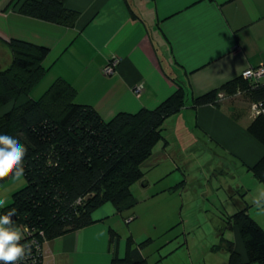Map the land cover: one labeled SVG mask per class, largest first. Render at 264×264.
Returning <instances> with one entry per match:
<instances>
[{
	"label": "crops",
	"instance_id": "1",
	"mask_svg": "<svg viewBox=\"0 0 264 264\" xmlns=\"http://www.w3.org/2000/svg\"><path fill=\"white\" fill-rule=\"evenodd\" d=\"M13 1L0 0V67L12 61L9 39L49 48L42 62L45 72L29 97L38 98L62 78L76 89V102L91 105L108 120L120 111L156 107L180 81L187 86L189 104L168 118L163 131L165 144L158 150L153 148L145 173L179 152L183 167L172 159L167 173L159 169L161 178L174 175L165 189L176 191V181H182L181 186L188 184L185 172L190 173V167L184 147L197 146L205 155L210 152V158H217L213 171L227 167L248 178L229 186L227 194L237 208L227 211L226 216L244 203L254 205L246 200L256 182L249 168L263 155L264 147L247 130L250 100L225 94L215 103L194 106L191 99L239 78L248 67L264 66V0H64L66 7L80 13L71 27L24 15L18 11L23 0ZM112 58L118 62L115 70L106 74L102 67ZM139 83L143 89L137 94L134 87ZM25 99L19 97L17 102ZM200 169L205 167H198V172ZM194 178L198 182L201 176ZM140 182L143 187L150 184L145 177ZM130 216L136 219L126 223ZM92 218L94 221L84 227L49 239L46 259L55 264H112L127 255L131 240V247H137L151 264L143 247L152 238L134 226L141 218L133 206L119 212L108 202L96 208ZM226 231L230 232L227 236ZM216 236L217 243L198 251V259L185 242H179L152 264H228L229 253L218 247L224 240L233 242L242 264H258L246 262L236 226L224 222Z\"/></svg>",
	"mask_w": 264,
	"mask_h": 264
},
{
	"label": "trees",
	"instance_id": "2",
	"mask_svg": "<svg viewBox=\"0 0 264 264\" xmlns=\"http://www.w3.org/2000/svg\"><path fill=\"white\" fill-rule=\"evenodd\" d=\"M18 11L68 27L80 16L64 0H23ZM8 44L13 57L7 67H0V109L7 107L0 114V134L19 140L28 151L23 161L26 184L13 193L2 215L14 209L13 221L22 233L27 226L43 231L49 240L92 223V212L105 203L119 212L133 206L131 186L144 178L142 167L164 137L168 118L189 104L187 86L177 81V89L156 107L120 111L105 120L91 105L76 102V89L62 78L38 98L29 97L45 72L42 62L49 48L15 38ZM249 84L240 76L192 97L191 104L215 103L219 92L233 95L237 88L245 89L250 101L264 99V81ZM22 96L26 99L17 102ZM247 130L264 147V118H251ZM249 169L264 183V153ZM249 206L244 203L227 215L225 223L237 227L246 262L264 264V228L248 212ZM131 246L129 240L127 255L112 264H149ZM218 247L229 253L228 264H242L232 241Z\"/></svg>",
	"mask_w": 264,
	"mask_h": 264
},
{
	"label": "rangeland",
	"instance_id": "3",
	"mask_svg": "<svg viewBox=\"0 0 264 264\" xmlns=\"http://www.w3.org/2000/svg\"><path fill=\"white\" fill-rule=\"evenodd\" d=\"M237 96L245 98L244 94ZM249 110L250 108L247 109V111ZM184 134L187 135L188 133L185 132ZM192 139L188 141H192ZM164 140L165 138L160 139L155 144L154 150L162 147L165 144ZM183 153L188 154L185 156V162L190 167L187 168L190 170V173L188 171L185 172L188 184L181 186L182 181L177 182L175 179L178 184L175 183L176 185L173 189L176 191L167 192L165 186L170 177H174V175L169 173L161 178L163 174L159 171L161 167L164 168L165 173L170 170L174 161L183 167V155L177 152V155H171L174 161L172 159L161 161L156 166L157 168H152L147 173H145L147 168L142 167L145 173L144 177L150 180L148 186H141L140 180L134 182L131 186L134 201L133 209L141 218L140 220H135L134 226H136L140 233H146L152 238V241L143 247V250L147 252L148 260L151 264L152 262L154 263L160 254L166 253L171 247L177 246L179 242H185V247L188 245V248H191L192 256L197 259L200 256L198 251L209 246V244L212 246L214 243H217L216 230L226 221L227 216L225 213L227 211L232 212L237 208L235 201L227 194L229 186L234 187L237 182L248 181L246 176L240 177L239 171L237 172L235 169L216 167L213 171L212 168L216 165L217 158H210V152L206 156L197 146L185 145ZM201 166H204L205 169H200L202 172L199 171V173L198 167ZM196 175L201 176L198 182L194 178ZM254 179L256 182L251 187L253 197L259 196V191L264 188L263 182L258 181L255 177ZM25 184L26 180L24 176L20 181H13L11 177L0 181V199L6 201L4 207L12 202L13 193ZM178 185L179 187H177ZM257 185L263 188H259ZM178 193L182 194L183 199H181ZM252 196L248 195L246 200L253 201ZM170 199H172V203H169ZM183 200H185V203ZM186 200H189V202ZM4 207L0 208V216H2ZM248 212L256 219L258 218V222L264 228V209L253 205L249 206ZM133 219H136V217ZM229 233L226 231L225 236ZM218 234L219 232H217ZM168 240L170 242H167Z\"/></svg>",
	"mask_w": 264,
	"mask_h": 264
},
{
	"label": "clouds",
	"instance_id": "4",
	"mask_svg": "<svg viewBox=\"0 0 264 264\" xmlns=\"http://www.w3.org/2000/svg\"><path fill=\"white\" fill-rule=\"evenodd\" d=\"M28 149L12 136L0 134V180L11 177L13 181H20L25 175L23 165ZM259 196L253 197V204L257 208L264 209V190L259 191ZM6 205V201L0 199V208ZM15 210L0 216V262L2 264H18L31 253L27 244H21L23 235L15 226L12 217ZM8 227H5V226Z\"/></svg>",
	"mask_w": 264,
	"mask_h": 264
},
{
	"label": "built area",
	"instance_id": "5",
	"mask_svg": "<svg viewBox=\"0 0 264 264\" xmlns=\"http://www.w3.org/2000/svg\"><path fill=\"white\" fill-rule=\"evenodd\" d=\"M118 62L117 58L110 59L102 68V71L106 74H110L115 70V66ZM241 77L244 80H247L250 84V87L257 86L262 83L264 78V66L248 67L242 73ZM143 89L141 83L137 84L134 87V91L139 94ZM245 89L237 88L235 95H243ZM224 96L222 92L218 93L217 100L221 99ZM250 117L255 118L261 116L264 118V99L250 101ZM133 217H127L125 222H129ZM23 238L20 241L21 244H27L31 248V253L26 259L18 264H55L53 260L49 261L46 259V244L48 239L44 236L43 231L36 233L33 228L24 226L23 227ZM2 264V262H0Z\"/></svg>",
	"mask_w": 264,
	"mask_h": 264
},
{
	"label": "water",
	"instance_id": "6",
	"mask_svg": "<svg viewBox=\"0 0 264 264\" xmlns=\"http://www.w3.org/2000/svg\"><path fill=\"white\" fill-rule=\"evenodd\" d=\"M8 212H9V211H6V212L4 213V215L7 214ZM14 218H15V216L12 217V219H14Z\"/></svg>",
	"mask_w": 264,
	"mask_h": 264
}]
</instances>
